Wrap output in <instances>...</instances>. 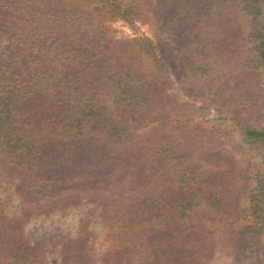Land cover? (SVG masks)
<instances>
[{"label":"trees","instance_id":"1","mask_svg":"<svg viewBox=\"0 0 264 264\" xmlns=\"http://www.w3.org/2000/svg\"><path fill=\"white\" fill-rule=\"evenodd\" d=\"M107 9L149 22L153 33L162 23L170 39L163 58L158 45H148L157 56L142 48L153 39L106 35ZM263 18L264 0H0V41L8 44L0 66V165L19 176L24 210L95 197L113 231L105 264H200L215 242L211 223L230 201L200 159L210 158L202 130L171 118L177 103L162 65L198 70L202 88L223 91L245 79L244 69L219 75V63L227 67L231 57L205 54L214 45L208 30L224 42L247 32L258 39L249 60L255 65L245 72H259ZM242 136L264 147V128L246 125ZM254 193L264 196V174ZM254 206L264 209L263 199ZM16 222L0 199V264H36L37 250ZM77 240L68 239L62 254L75 245L76 264H87Z\"/></svg>","mask_w":264,"mask_h":264},{"label":"rangeland","instance_id":"2","mask_svg":"<svg viewBox=\"0 0 264 264\" xmlns=\"http://www.w3.org/2000/svg\"><path fill=\"white\" fill-rule=\"evenodd\" d=\"M107 10L108 14L104 16L106 35L118 39H153L154 42L143 44L142 48L147 55L154 53L157 56L158 50L149 49L148 45H158L161 52L159 58L160 54L163 58L165 45L170 43V39L162 23L158 22L155 34L149 22L131 21L120 11ZM208 31V42L214 45L208 44L205 54L210 58L222 57L225 60L227 57L223 53L228 52L231 57L227 67L219 63V75L236 70L237 65L239 73L244 69L245 79L236 75L243 80H235L234 83L230 80L223 91H211L200 86L198 70L183 74L180 69L162 65L169 100L177 103L170 116L197 126V131L202 130L210 158H207L209 162L205 158L200 159L212 166L213 171L209 173L211 180L220 178L223 181L227 192L219 188L218 193L221 194L222 190L227 201H230L225 215L211 223L213 226L209 231L215 242L209 244L210 254L200 264H264V209L254 206L257 201H264L262 193H254L258 178L264 174V147L251 145L242 136V129L246 125L264 128V67L259 72H245V69L255 65V61L249 60L256 54L258 39H247V32L240 36H226L224 42L220 41L224 36L219 31L214 32L211 28ZM261 33L260 39L264 41V27ZM49 39H53V36ZM7 45L5 39L0 41V66L8 52ZM221 48L225 51H221ZM211 77L213 80L216 76L212 73L209 79ZM1 165L2 210L18 221L16 223L22 229L26 244L37 250L36 264H52L54 260L56 264H72L74 259L73 264H76L77 257L73 254L75 245L65 255L62 254L67 240L74 237L78 238L80 259L88 260L87 264H105L106 249L111 244L113 231L105 226L99 200L82 197L76 201H61L60 206L48 212L34 209L25 211L24 203L27 202L20 200L16 190L19 176L9 173ZM168 214L165 212L166 216ZM209 219L212 220L211 217ZM210 240L206 236L204 242Z\"/></svg>","mask_w":264,"mask_h":264}]
</instances>
